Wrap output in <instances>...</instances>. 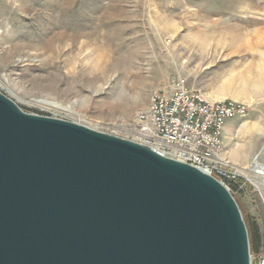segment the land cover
I'll use <instances>...</instances> for the list:
<instances>
[{"label":"rangeland","instance_id":"obj_1","mask_svg":"<svg viewBox=\"0 0 264 264\" xmlns=\"http://www.w3.org/2000/svg\"><path fill=\"white\" fill-rule=\"evenodd\" d=\"M178 79L249 107L231 121L235 152L256 137L249 166L231 161L233 195L264 264V175L251 168L264 165V0H0V91L26 112L133 141L137 112Z\"/></svg>","mask_w":264,"mask_h":264},{"label":"water","instance_id":"obj_2","mask_svg":"<svg viewBox=\"0 0 264 264\" xmlns=\"http://www.w3.org/2000/svg\"><path fill=\"white\" fill-rule=\"evenodd\" d=\"M0 264H252L218 178L0 91Z\"/></svg>","mask_w":264,"mask_h":264},{"label":"built area","instance_id":"obj_3","mask_svg":"<svg viewBox=\"0 0 264 264\" xmlns=\"http://www.w3.org/2000/svg\"><path fill=\"white\" fill-rule=\"evenodd\" d=\"M237 100H211L183 79L171 89L156 91L136 114L134 142L218 178L231 190L238 169L221 156L227 124L248 114Z\"/></svg>","mask_w":264,"mask_h":264},{"label":"crops","instance_id":"obj_4","mask_svg":"<svg viewBox=\"0 0 264 264\" xmlns=\"http://www.w3.org/2000/svg\"><path fill=\"white\" fill-rule=\"evenodd\" d=\"M232 121V120H231ZM229 121L226 128L225 138H224V147L222 151V156H225L226 158L230 159L233 163L238 164L240 166L247 167L252 163L253 155L250 153V148L256 137L250 142V143H240V141L237 144H234V147H236L235 150L231 149V146L229 147V144L231 143L230 134L232 132V128L234 126V122ZM242 130L240 129V132ZM241 153V154H238Z\"/></svg>","mask_w":264,"mask_h":264},{"label":"trees","instance_id":"obj_5","mask_svg":"<svg viewBox=\"0 0 264 264\" xmlns=\"http://www.w3.org/2000/svg\"><path fill=\"white\" fill-rule=\"evenodd\" d=\"M237 190V185L233 182L231 185V192L234 194ZM251 229L249 231L250 247L252 252L257 253L261 247V235L258 227H254L253 224H250Z\"/></svg>","mask_w":264,"mask_h":264},{"label":"bare ground","instance_id":"obj_6","mask_svg":"<svg viewBox=\"0 0 264 264\" xmlns=\"http://www.w3.org/2000/svg\"><path fill=\"white\" fill-rule=\"evenodd\" d=\"M223 151V150H222ZM221 156H222V152H221ZM223 158L227 159L228 161L231 162V160H229L228 158L222 156ZM252 170L257 173V174H261L264 175V165L260 164V163H255L253 165H251Z\"/></svg>","mask_w":264,"mask_h":264}]
</instances>
